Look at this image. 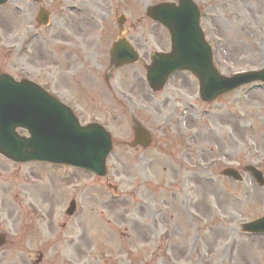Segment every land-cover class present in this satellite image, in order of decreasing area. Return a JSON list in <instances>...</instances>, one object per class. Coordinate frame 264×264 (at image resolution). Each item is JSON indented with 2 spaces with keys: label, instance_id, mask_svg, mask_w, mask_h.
<instances>
[{
  "label": "rangeland",
  "instance_id": "rangeland-1",
  "mask_svg": "<svg viewBox=\"0 0 264 264\" xmlns=\"http://www.w3.org/2000/svg\"><path fill=\"white\" fill-rule=\"evenodd\" d=\"M164 1L178 2L43 0L50 27L38 26L36 3L10 0L0 7V72L39 82L83 124L106 126L115 143L105 178L0 155V233L11 240L0 249V264H36L41 249L48 257L41 264H264V237L241 230L264 217V187L247 170L251 164L264 172V86L205 103L198 79L181 72L154 94L146 66L171 41L146 8ZM194 1L222 73L264 68V0ZM121 15L128 18L122 32ZM122 37L140 60L114 72L110 51ZM88 69L95 88L84 83ZM134 117L152 133L148 149L128 146ZM228 167L241 170L244 180L223 175ZM73 199L77 213L69 217ZM141 199L149 201L145 210Z\"/></svg>",
  "mask_w": 264,
  "mask_h": 264
},
{
  "label": "water",
  "instance_id": "water-1",
  "mask_svg": "<svg viewBox=\"0 0 264 264\" xmlns=\"http://www.w3.org/2000/svg\"><path fill=\"white\" fill-rule=\"evenodd\" d=\"M40 1V0H36ZM5 2L0 0V4ZM149 15L155 20L162 22L169 28L173 40V52L170 54H154V66L149 71V81L155 90L162 88L164 80L171 69H191L201 81L202 97L207 100L215 98L219 92L227 91L236 86L235 80L217 78L212 63L210 48L204 41L200 28V13L197 6L190 0H180V5L174 3H163L148 8ZM125 19H123L124 21ZM43 23L48 21V15L42 18ZM122 46L115 51L119 57ZM129 52V50L127 49ZM116 58V57H115ZM135 54L131 55V61L136 60ZM257 78L264 80V71L255 72ZM252 79H247L250 81ZM42 93L46 100H53L39 86L31 82L18 83L11 77L0 75V153L14 161H28L33 159H46L34 154L33 149L37 141L38 118L31 113V101L25 102V94L34 95ZM42 96V95H41ZM55 100V99H54ZM56 101V100H55ZM21 106L19 112L10 108V103ZM58 102V101H57ZM67 118L73 117L70 110L64 107ZM70 115V116H69ZM73 120L78 126L77 119ZM3 125V127H2ZM18 126L30 130L31 138H24L16 133ZM79 128V126L77 127ZM81 142H83L84 153L98 155L96 165L104 160L106 154L111 150V137L99 126L93 125L88 131H79ZM92 168V167H91ZM102 169V170H101ZM99 174H105V168L95 169ZM226 174L240 178L236 171L228 170ZM258 180L262 183L261 174L257 173ZM73 209L70 211L72 212ZM264 219L249 225L254 231H264ZM4 243V237L0 236V245Z\"/></svg>",
  "mask_w": 264,
  "mask_h": 264
},
{
  "label": "bare ground",
  "instance_id": "bare-ground-1",
  "mask_svg": "<svg viewBox=\"0 0 264 264\" xmlns=\"http://www.w3.org/2000/svg\"><path fill=\"white\" fill-rule=\"evenodd\" d=\"M12 26H13V24H12ZM68 56H69V53L67 54V53H65V55L63 56V58H68ZM69 65H71V66H73V62L72 63H70ZM71 68H70V66H67L66 68H65V70H70ZM67 73H70V72H67ZM64 77H65V83L67 84V83H69L68 81H69V76L67 75V74H64ZM64 83V84H65ZM84 83L85 84H87L89 87L91 86V88H95L98 84H97V80L96 79H94L93 78V76L91 75V72H90V70L88 69L87 70V73H86V78H85V80H84ZM69 85V84H68ZM70 87V86H69ZM99 91V90H98ZM105 94H106V92H105ZM191 115L193 116V114L191 113ZM199 166H202V164L200 163L199 164ZM6 193V192H5ZM150 206V204H149V201L147 200V199H143L142 201H141V207H140V209L141 210H145V209H147L148 207ZM92 227L93 228H98V226L96 225V223H92ZM150 229H149V227H148V231H149ZM101 232V231H100ZM86 244V243H85ZM86 245H89V246H91V239L89 240V241H87V244Z\"/></svg>",
  "mask_w": 264,
  "mask_h": 264
}]
</instances>
